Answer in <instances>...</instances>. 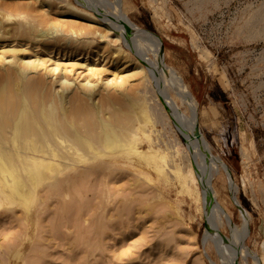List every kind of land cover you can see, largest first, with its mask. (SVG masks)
Segmentation results:
<instances>
[{
    "label": "rangeland",
    "instance_id": "obj_1",
    "mask_svg": "<svg viewBox=\"0 0 264 264\" xmlns=\"http://www.w3.org/2000/svg\"><path fill=\"white\" fill-rule=\"evenodd\" d=\"M171 77L223 163L210 227L227 248L184 176L203 157L164 106L190 115ZM0 93L2 118L38 108L39 134L64 137L67 158L37 177L29 208L0 202V264H264V0H0ZM131 133L164 154L163 172L118 149Z\"/></svg>",
    "mask_w": 264,
    "mask_h": 264
},
{
    "label": "bare ground",
    "instance_id": "obj_2",
    "mask_svg": "<svg viewBox=\"0 0 264 264\" xmlns=\"http://www.w3.org/2000/svg\"><path fill=\"white\" fill-rule=\"evenodd\" d=\"M68 7L74 8L70 4H68ZM117 10H115V11H117ZM100 12H103V11L100 10ZM118 13L120 14V16L122 17V19L124 21L123 24H125V26L120 25V27H122V28L126 27L127 29H129L130 32L132 31V32L136 33L147 44H149V40H148V37L145 34V32L141 28H139L137 25H135L132 21H130L127 17H125V15H123V13H121L119 10H118ZM95 15L101 16V13H100V15L97 13ZM106 15H110V14H106ZM117 20H119V19L117 18ZM88 21H90V20H88ZM120 22H122L121 19H120ZM119 30H121V29H119ZM102 35L103 34H100V36H102ZM149 47H151V46H149ZM151 49H153V48L151 47ZM160 52H161V45H160ZM139 54H140V52H139ZM154 55L156 56V54H154ZM142 56L144 57V55H142ZM168 72L170 73V71H168ZM171 80H172V77H171ZM173 82H174L177 90L180 91L181 96L184 97L186 103L188 104V106L190 108V115L186 119H184L182 116H180L177 107H175L173 104H171L166 99L164 100V106L168 110V113L172 117L174 123H176L178 130L181 132L182 136H184V138L186 140V146H187L191 156L195 155V154H199L200 156L203 157V161H201L203 163L202 164L203 166L201 165L203 168H198V167H196L197 165L195 166L193 164L197 169L196 177L194 176L195 173H193L194 172L193 171L194 166L192 164H190L191 166L187 169L186 174L184 176H185V179L195 180L201 187V188H199L200 189L199 195H200V198L202 200V205L205 209V214L207 215L206 234H208L209 236L212 235L216 240H221L222 243H224L222 238L220 236H218L210 227L211 223L213 221L211 214H212V211L214 209V206L216 207V205H217L215 202L214 190L212 189V186L210 184V182L212 180V174H211L212 170L211 169H216L219 165L222 166L223 163L220 161L219 158L213 156L210 153L208 143L206 142L204 137H202V134L200 132L199 133L196 132V130H197L196 104H195V100H194L192 94L184 87V85L182 83L177 82V81H173ZM0 94L2 95V93H0ZM31 99H34V98H31ZM46 106L52 108V110L50 109L51 110L50 114L51 113L54 114L53 101L51 100L50 102H48V104ZM40 108H43V106ZM23 112L25 114L24 119H23ZM143 112H145V111H143ZM53 114H51V115H53ZM144 115L146 116V118L148 120L150 119L148 117L149 115L146 112L144 113ZM3 116H5V115H3ZM57 116H59V115H57ZM59 117L61 118L62 116H59ZM24 121L26 123V127L22 126V122H24ZM10 122H11V124H10ZM41 123H42V121L39 120V118H38V108L34 109L28 103L26 105H24L23 108L20 111H18L17 114L8 115L7 118H2L1 117V111H0V182H1V186H2V188L0 189L1 190L0 202L1 201L13 202V200L19 199L20 203L22 205L28 206V208H29V206L31 205V202H32L31 198H33L34 196L37 197V192L34 188L36 185L35 182L37 180V177H39V176L44 177L47 172H51L59 166V162H57L58 160H56L57 159L56 156L59 155L60 157L62 156L65 159H67L66 156H63L61 154H57L55 151L56 149L54 147L55 143L64 142L65 138L58 135L56 140L54 139V141H51L49 136L47 135V133L44 131V129H42V133L39 134L37 128H38V126L41 127ZM104 124L107 127L104 130V138L103 139L108 146V144H113L114 142L118 141V139L116 138L115 135H113L114 134L113 129L108 127L109 124L106 122ZM63 125H64V123H63ZM66 127H68V126H66ZM8 128L10 130H8ZM23 130H25L24 133H23ZM9 131L12 134L11 136H7L5 134L6 132H9ZM137 137L138 136L136 133H131L129 135V137L126 138V140L120 141L118 149L124 151V153H127L129 155H133L139 161L148 164L156 172H158V173L163 172V170H164L163 164L164 163L161 164V161L164 158V154H158L156 152L151 151L150 149H146V150L139 149L137 147L136 141H135ZM148 137H149V135H148ZM50 143H52V144H50ZM40 144H42V147ZM61 144H63V143H61ZM12 146H14L13 150L11 149ZM22 149H24V150L22 151ZM112 159H114V158H112ZM18 163H21L23 165L22 169L20 168ZM197 163L199 164V162H197ZM174 171L180 172L181 171L180 165ZM226 172L229 175L228 171H226ZM57 175H59V174H57ZM57 175L55 174L56 177H57ZM229 177H230V175H229ZM56 180H58V179H55L54 182L53 181L48 182L49 183L48 186H50L49 188L57 187L56 183L58 184V182H56ZM80 184H82V183H80ZM48 186L45 189H48ZM5 192H7L8 194H6ZM5 195H7V197H5ZM35 200H36V198H35ZM235 234H237V233H235ZM205 237H207V236H205ZM224 245H225L224 247H226L227 244L224 243ZM229 250H230V248H229Z\"/></svg>",
    "mask_w": 264,
    "mask_h": 264
},
{
    "label": "water",
    "instance_id": "obj_3",
    "mask_svg": "<svg viewBox=\"0 0 264 264\" xmlns=\"http://www.w3.org/2000/svg\"><path fill=\"white\" fill-rule=\"evenodd\" d=\"M196 132H198V133H199V128H198V126H197V130H196Z\"/></svg>",
    "mask_w": 264,
    "mask_h": 264
}]
</instances>
